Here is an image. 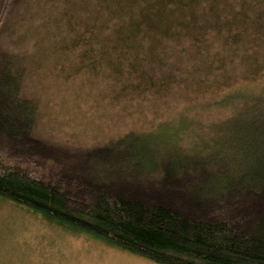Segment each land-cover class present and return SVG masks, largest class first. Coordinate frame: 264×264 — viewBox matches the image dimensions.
<instances>
[{"label": "rangeland", "instance_id": "obj_1", "mask_svg": "<svg viewBox=\"0 0 264 264\" xmlns=\"http://www.w3.org/2000/svg\"><path fill=\"white\" fill-rule=\"evenodd\" d=\"M149 1L151 12L143 0H0V47L25 68L20 91L36 102L35 135L87 150L148 129L130 160L155 158L164 120L186 112L183 126L195 120L207 137L232 109L207 102L254 85L264 97V0H210L208 10V0ZM45 219L1 196L0 264H163Z\"/></svg>", "mask_w": 264, "mask_h": 264}, {"label": "trees", "instance_id": "obj_2", "mask_svg": "<svg viewBox=\"0 0 264 264\" xmlns=\"http://www.w3.org/2000/svg\"><path fill=\"white\" fill-rule=\"evenodd\" d=\"M143 1L151 12L156 3ZM210 7V0L202 5ZM2 20L0 14V25ZM16 58L0 47V197L39 220L163 264H264L260 86L207 102L232 105L229 115L208 127L207 137L197 135L195 120L183 126L186 112L159 123L165 135L162 146L151 147L155 158L138 152L148 159L144 167L142 158L130 160V151L148 129L87 150L35 135L36 102L21 95L25 68ZM239 100L242 106L235 107ZM187 136L199 138L184 147L180 139ZM107 151L114 153L99 164ZM135 183L143 187L135 189Z\"/></svg>", "mask_w": 264, "mask_h": 264}, {"label": "crops", "instance_id": "obj_3", "mask_svg": "<svg viewBox=\"0 0 264 264\" xmlns=\"http://www.w3.org/2000/svg\"><path fill=\"white\" fill-rule=\"evenodd\" d=\"M36 219H37V218H35V221H36ZM41 220L47 224V222H46V221H44L43 219H41ZM48 224H50V225H52V226H53L52 222H50V221H49V223H48Z\"/></svg>", "mask_w": 264, "mask_h": 264}]
</instances>
